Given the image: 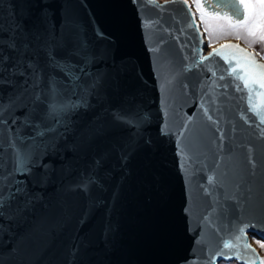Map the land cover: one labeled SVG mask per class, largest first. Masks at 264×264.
Listing matches in <instances>:
<instances>
[{"label":"water","instance_id":"1","mask_svg":"<svg viewBox=\"0 0 264 264\" xmlns=\"http://www.w3.org/2000/svg\"><path fill=\"white\" fill-rule=\"evenodd\" d=\"M226 2L231 0H199V5L204 15L216 17L209 5ZM66 3L70 19L93 44L114 53L116 69L101 64L93 71L118 72L116 83L99 99H90L91 108L81 111L63 140L57 139L62 145L53 153L57 162L40 174L42 182L33 178L35 199L30 197L20 213L0 218V259L6 264H184L194 256L191 264H212L218 252L239 250L255 264H264L251 243L253 238L264 242V136L257 134V127L264 126L258 117L256 125L242 119L250 115L243 111L244 93L233 90L225 62L217 56L199 62L213 49L208 50L193 4L155 0L157 7L141 5L138 17L131 0ZM14 11L12 0H0V27L6 31L14 27ZM19 11L24 13L22 5ZM193 20L197 27L191 26ZM94 29L108 39L98 38ZM226 44L257 53L235 41L214 49ZM225 51L243 56L238 49ZM254 102L264 110V98L256 96ZM122 103L147 115L152 146L135 155L126 179L114 174L104 192L93 197L102 206L80 224L91 201L74 182L95 147H103L112 135H124L106 122V112ZM161 120L168 135L158 131ZM97 132L101 134L89 150L87 142ZM209 176L211 184L205 179ZM241 228L246 240L236 239ZM226 242L233 247L224 249ZM73 245L79 248L75 256L70 254ZM222 262L230 261L215 259V264Z\"/></svg>","mask_w":264,"mask_h":264},{"label":"snow or ice","instance_id":"2","mask_svg":"<svg viewBox=\"0 0 264 264\" xmlns=\"http://www.w3.org/2000/svg\"><path fill=\"white\" fill-rule=\"evenodd\" d=\"M12 2L16 17L14 27L7 31L6 26L0 27V218L5 214L20 213L32 202L30 197L35 199V189L31 187L33 178L38 183L42 182L40 174H46L49 164L57 162L53 159V153H57V148L62 146L57 139H64L81 111L91 108L90 99H99L101 93L116 83L115 75L118 74L93 71L101 64L116 69L114 53L101 51L88 38L86 31L70 19L68 8L71 6L66 0ZM131 2L137 9L138 17L141 5L148 3L157 7L155 0ZM21 5L26 15L19 11ZM209 7L213 9V16L227 21L226 27L230 31L234 30L249 45L260 44L261 53H264V0H231ZM191 26L197 27L195 20ZM94 31L98 38L108 39L98 29ZM197 34L202 37L199 32ZM225 49H238L243 56ZM261 53L246 52L238 44H226L221 49H213L209 56L201 57L199 62L203 63L211 56L225 62L233 90L244 93L241 97L246 100L243 111L250 115L242 119L256 125L258 117L259 125L264 126V110H258L254 102L256 96L264 98V63H258L256 59L259 56L264 60ZM109 60L113 62L109 63ZM208 71L211 77L216 78L215 71ZM218 79L223 81L225 74L222 73ZM223 87L227 89L228 85L224 84ZM203 111L207 113L208 109L204 108ZM106 117L110 129L124 135H112L103 147H95L87 166L74 182L77 191L91 201V206L86 205L79 218L80 224L86 223L87 218L102 206L100 199L93 197L104 192L114 174L118 172L126 179L128 166L135 155L152 146L147 135L151 127L148 117L133 104L116 105L106 112ZM208 119L212 120V116L209 115ZM158 131L162 136L168 135L164 131L163 120ZM100 134L95 133L93 139L87 142L89 150ZM257 134L264 136V127H257ZM249 163L254 166V162ZM205 179L212 183V177ZM184 211L187 214V193ZM112 231L109 228L110 237ZM239 231L241 235L236 239L246 240L243 236L245 229ZM198 237L199 233L193 238L194 248ZM232 247L230 243L223 244L224 249ZM244 247L255 254L247 242ZM259 247L264 249V243ZM78 252L77 245H73L70 254L75 256ZM216 258L255 264L239 250L230 255L218 252L212 264H215ZM191 259L186 258L184 264H191ZM0 264L6 262L0 259Z\"/></svg>","mask_w":264,"mask_h":264},{"label":"rangeland","instance_id":"3","mask_svg":"<svg viewBox=\"0 0 264 264\" xmlns=\"http://www.w3.org/2000/svg\"><path fill=\"white\" fill-rule=\"evenodd\" d=\"M164 1V0H160ZM190 4L199 3V0H187ZM196 5V4H195ZM198 20L200 21V25L205 31V39L209 46L208 49L216 47L219 44H222L229 40H238L247 47L253 49L257 53H261V45L260 44H253L249 45L245 42V40L239 38L234 30L230 31L226 25L227 21L225 19H221L219 17H209L203 14V17H199ZM264 55V53H261ZM254 244L260 249V253L262 254L263 262H264V249L259 247V244L264 242L259 241L255 238L252 239ZM221 264H241L236 261L230 262H222Z\"/></svg>","mask_w":264,"mask_h":264},{"label":"bare ground","instance_id":"4","mask_svg":"<svg viewBox=\"0 0 264 264\" xmlns=\"http://www.w3.org/2000/svg\"><path fill=\"white\" fill-rule=\"evenodd\" d=\"M160 1V0H159ZM200 22V21H199ZM200 24V23H199ZM229 41H235V42H238V43H240V44H243V43H241L240 41H238V40H229ZM220 45V44H219ZM219 45H217V46H219ZM216 46V47H217ZM216 47H213V48H210V49H208V50H211V49H214V48H216ZM208 54V53H207ZM251 243H252V246L258 251V253H260V249L254 244V242L253 241H251Z\"/></svg>","mask_w":264,"mask_h":264},{"label":"trees","instance_id":"5","mask_svg":"<svg viewBox=\"0 0 264 264\" xmlns=\"http://www.w3.org/2000/svg\"><path fill=\"white\" fill-rule=\"evenodd\" d=\"M196 4V7L199 8V4L198 3H195ZM199 15L201 16V12L199 13Z\"/></svg>","mask_w":264,"mask_h":264}]
</instances>
